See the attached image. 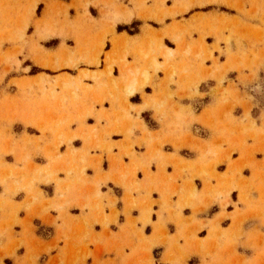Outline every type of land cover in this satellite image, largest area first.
Listing matches in <instances>:
<instances>
[{
    "label": "crops",
    "instance_id": "0c3cea01",
    "mask_svg": "<svg viewBox=\"0 0 264 264\" xmlns=\"http://www.w3.org/2000/svg\"><path fill=\"white\" fill-rule=\"evenodd\" d=\"M55 1L68 6L67 26L62 28L59 20L52 35L35 37L38 42L26 52L30 64L22 69L40 71L12 80L45 75L51 83L65 76L78 82L81 71L103 75L98 81L83 78L90 89L77 99L68 96L56 111L54 118L63 127L54 122L42 134L33 125L16 124L20 143L10 153L0 149V239L8 241L0 246L18 242L21 250L36 253L39 245L45 250L40 264H81L85 252V264H251L264 259L258 240L264 235V65L259 81L251 84L239 81L237 70L227 72L233 83L226 81L221 89L229 90L228 100L215 78H204L206 70L187 69L192 79L200 78L198 84L178 75L170 79L182 55L174 40L192 50L204 41L219 58L214 72L222 73L227 57L239 49L234 40L227 46L228 35L219 33L222 22L239 29L247 21L216 8L202 10L208 0ZM40 4L38 20L48 15L54 20L55 5ZM124 36L130 43H123ZM150 42L175 51L174 59L157 57L167 68L126 100L123 88L133 73L154 72L150 60L136 53ZM256 50L264 57V44ZM35 52L41 63L33 60ZM125 52L126 73L116 64ZM70 54L80 61L77 68L44 65ZM245 85L253 89L252 101ZM11 89L13 100L26 98L29 105L56 103L51 96L35 99ZM237 97L240 105L235 106ZM31 166L44 168L41 176L33 177ZM8 172L14 175L4 195ZM32 178L38 181L29 185Z\"/></svg>",
    "mask_w": 264,
    "mask_h": 264
},
{
    "label": "rangeland",
    "instance_id": "374dc122",
    "mask_svg": "<svg viewBox=\"0 0 264 264\" xmlns=\"http://www.w3.org/2000/svg\"><path fill=\"white\" fill-rule=\"evenodd\" d=\"M77 1L80 2L82 0ZM148 1L150 0H142V3L146 4ZM165 1L166 0H162L164 4ZM40 2H44L48 7L55 5L53 9V18L56 21L53 19L48 20L50 15L47 16L46 14L45 16H47V19L44 18L38 20V16H40L42 13L43 5L40 4L38 6ZM93 2L94 0H86V5H89ZM175 2L178 1L175 0ZM206 3H209V6H206V8H203L202 10L216 8L217 10L226 12L228 14H236L237 16H241L242 19L248 22H240L241 27L239 29H236L235 25H232L231 21L224 20L222 22L223 26L221 27L222 29L219 33L221 35L225 33L228 35L226 38L227 46L230 45L231 40H234L238 45V52H232V54L227 57L224 71L222 73H218V71L214 72V70L220 67L219 58L214 57V53L209 50L204 41H202L200 45L195 46L192 50L191 45L181 48L182 44L180 39H176L174 41L178 44L179 51L181 50L180 54L182 53V55L179 57L178 67L173 65L172 77H170V79L173 80L176 75H178L179 78L182 77V80L188 79V81H190L192 84H198L200 78L196 76L194 79H192L189 75H187V69L189 67L193 69L196 68L198 72H200L199 70H206L207 72L205 73L204 78H215L219 83L218 89L220 93H222L224 97H226V100H228L230 95L227 94V91L229 92V90L225 91L221 89L224 82L227 81L233 83L227 79V72L237 70L239 81L242 80L244 83L246 81L251 84L254 81H259L258 74L259 70L263 68L264 57L260 56L257 53L258 50L256 49L258 46L264 44V0H208ZM204 4L205 3H201V5ZM189 5H192V3ZM73 6H75V4ZM59 20H62L64 23L62 28H65L69 21L68 6L61 2H56L55 0H0V149H3L7 153H10L13 150L14 145L20 143L18 141L17 134L14 132V126L16 124H23L24 126L33 125L37 127L42 134L45 132V128L54 122V126H58V128H61V126L63 127V121L56 122V119L54 118V114L57 113L56 111H58L60 108H64L65 101L68 96H71L73 99H77L82 93L85 94L86 91L90 89L89 86L82 83L81 80L83 78H90L98 81L103 75L102 73L93 74L91 72L81 71L78 82L75 80L72 81V77L70 76H65L62 78H55L53 80L54 83H51V78L45 75L37 76L30 80H27L26 78L12 80L13 76L19 74L34 75L40 71V69L37 67H33L31 70L22 69L23 65L30 64L29 61H27L28 56L26 55V52L28 51L31 43L38 42H34L35 37H40L43 39L52 35L51 30L57 29L55 26ZM211 29L213 32L215 27L212 28L211 26ZM134 30H132V32ZM31 32L33 33L30 35ZM59 35H63V33H59ZM123 43L128 44L130 43V40L124 36ZM103 44L104 41L100 43L99 48H101ZM160 48L163 50L162 55L164 57L159 53ZM137 49H139V51L137 50L136 53L139 54L141 58L146 60L148 59V61L150 60L149 68L154 70V72L152 75H150L147 70L143 71L141 77L133 73L131 81L126 87L123 88L126 100L128 97L136 94L137 92H141L149 80H152L157 75L159 70L167 68H164V66L167 65V62H165L162 66L157 62V57L170 60L171 58L174 59L176 53L175 51L164 46L162 42L159 44L158 42H150L149 44L145 45V47L138 46ZM217 50L222 54V50L220 48L217 47ZM100 52L102 51L100 50L99 53ZM37 53L38 52L34 53L33 60L35 62L41 63L39 57H37ZM190 53H192V55H190L189 59L187 56ZM126 54L127 52H125L123 58L121 57L116 61V64L121 66L122 71L124 66L128 65L126 61ZM76 58L77 57L73 54L63 55V57L58 55L53 57V61L51 63H49L50 60H47V63L44 65L56 70L62 66L77 68L80 61L78 59L76 60ZM98 62L99 60H97V62L89 61V64H98ZM208 62L212 63V67H206ZM124 71L126 73V70ZM45 72L49 74L56 73L53 71ZM109 74L112 77L111 71ZM182 74H184L185 77L181 76ZM28 82L31 83L27 84ZM101 84L102 82L100 81L99 85ZM44 85H46L47 88H45L46 86L44 87ZM12 87H15V90L17 89L19 95H24L25 97L27 95H35V99H41L38 98L37 95L51 96L56 100V103H32L29 105L26 102V98L13 100L11 97ZM106 90L107 88L103 91ZM245 90L249 100L252 101L254 99L252 96L253 89L250 90V87L246 86ZM59 91H62L60 95H58ZM58 99H60L59 105L57 104ZM235 102V106L240 105V100H238V97L236 98ZM229 112H231V110ZM247 115H249V112ZM15 131L17 132V129H15ZM62 142L63 141H60V144ZM56 157L58 159L59 154H57ZM43 169L44 168L34 166L29 168V170H31L30 174L33 175V177L36 175L41 176L39 173H42ZM68 172H70V170H68ZM7 174L5 181L2 182L4 187V195L10 192V185L6 181L8 178H11L14 175L11 172H8ZM24 175L25 177L27 176L26 173ZM36 181H38V179L35 180L32 178L29 180V185H33ZM258 240L260 245H264L263 234H259ZM2 241L4 240L0 239V245H2ZM21 244L22 243L11 242L4 243L3 246H0V264H40V255L45 252L44 248H41L39 245H37L38 247H36L38 250L35 253L34 248L26 249L25 251L23 247L21 250ZM22 252L24 253L22 254ZM87 255L88 252H85L81 264H85L84 259L87 257ZM251 264H264V259H259L258 262Z\"/></svg>",
    "mask_w": 264,
    "mask_h": 264
}]
</instances>
